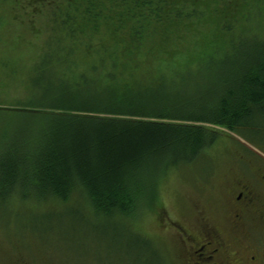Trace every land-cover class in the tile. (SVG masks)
<instances>
[{
	"label": "trees",
	"instance_id": "16d2710c",
	"mask_svg": "<svg viewBox=\"0 0 264 264\" xmlns=\"http://www.w3.org/2000/svg\"><path fill=\"white\" fill-rule=\"evenodd\" d=\"M1 7V43H15V24L41 38L22 74L1 47L22 93L1 102V209L55 202L126 225L154 207L168 172L205 169L225 135L215 127L243 139L264 111V0Z\"/></svg>",
	"mask_w": 264,
	"mask_h": 264
},
{
	"label": "rangeland",
	"instance_id": "374dc122",
	"mask_svg": "<svg viewBox=\"0 0 264 264\" xmlns=\"http://www.w3.org/2000/svg\"><path fill=\"white\" fill-rule=\"evenodd\" d=\"M1 9L0 0V17ZM17 26L13 45L0 41V58L1 47H11L5 48L8 59L23 70L30 61L28 47L39 44L41 38L29 32L21 35ZM16 78L15 73L8 75L0 66V109L1 102L13 105L22 96ZM250 122L243 139L215 127L225 135L209 150L205 169L189 165L168 172L159 184L154 207L140 212L126 225L104 217L86 221L84 209L76 206L55 202L41 206L12 199L5 209L0 206V264H160L159 260L161 264H176L179 250L168 222L190 219V210L208 207V194L217 199L231 187L238 172H255L252 164L247 168L239 161L243 157L241 150L254 159L252 162H264V111ZM211 178L213 192L197 185L199 179ZM146 239L154 252L149 250Z\"/></svg>",
	"mask_w": 264,
	"mask_h": 264
},
{
	"label": "flooded vegetation",
	"instance_id": "af4514ba",
	"mask_svg": "<svg viewBox=\"0 0 264 264\" xmlns=\"http://www.w3.org/2000/svg\"><path fill=\"white\" fill-rule=\"evenodd\" d=\"M241 152L239 161L255 172H238L217 199L208 194L209 208L168 222L179 250L176 264H264V162ZM213 180L199 179L197 185L211 191Z\"/></svg>",
	"mask_w": 264,
	"mask_h": 264
}]
</instances>
